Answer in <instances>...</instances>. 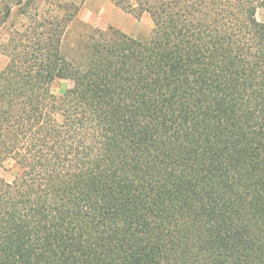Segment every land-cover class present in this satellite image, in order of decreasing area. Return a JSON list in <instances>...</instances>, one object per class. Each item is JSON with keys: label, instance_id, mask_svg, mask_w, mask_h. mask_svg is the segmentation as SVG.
Masks as SVG:
<instances>
[{"label": "trees", "instance_id": "obj_1", "mask_svg": "<svg viewBox=\"0 0 264 264\" xmlns=\"http://www.w3.org/2000/svg\"><path fill=\"white\" fill-rule=\"evenodd\" d=\"M46 1L0 0V264H264V0L120 1L85 65Z\"/></svg>", "mask_w": 264, "mask_h": 264}, {"label": "rangeland", "instance_id": "obj_2", "mask_svg": "<svg viewBox=\"0 0 264 264\" xmlns=\"http://www.w3.org/2000/svg\"><path fill=\"white\" fill-rule=\"evenodd\" d=\"M49 1L52 0H47L43 4V9L47 10L48 14L57 12L65 14L76 11L62 39V51L65 57L75 65H85L87 63L90 36L96 29L106 30L112 27L144 42L152 36L153 21L150 15L144 13L138 17L130 9H125L120 5V1L125 4L128 0H54L52 4L48 3ZM134 1L130 0L132 3ZM58 2H66L69 9L66 10V7H63L58 10L56 8ZM31 11H34V9ZM257 18L264 22V8L257 10ZM24 22L28 24L29 20L18 10V15L0 31V72L8 62L2 44L6 42L9 32L18 28ZM72 86L73 81L70 79L57 80L52 86V91L60 95ZM18 170L13 162L5 161L0 165V176L12 181L15 179Z\"/></svg>", "mask_w": 264, "mask_h": 264}]
</instances>
